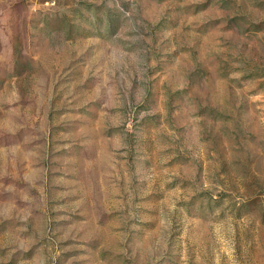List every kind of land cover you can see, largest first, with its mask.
<instances>
[{
  "label": "rangeland",
  "instance_id": "obj_1",
  "mask_svg": "<svg viewBox=\"0 0 264 264\" xmlns=\"http://www.w3.org/2000/svg\"><path fill=\"white\" fill-rule=\"evenodd\" d=\"M0 264H264V0H0Z\"/></svg>",
  "mask_w": 264,
  "mask_h": 264
}]
</instances>
